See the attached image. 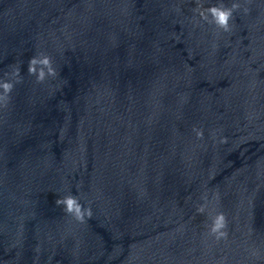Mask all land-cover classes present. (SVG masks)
Here are the masks:
<instances>
[{
    "label": "water",
    "instance_id": "95a60500",
    "mask_svg": "<svg viewBox=\"0 0 264 264\" xmlns=\"http://www.w3.org/2000/svg\"><path fill=\"white\" fill-rule=\"evenodd\" d=\"M0 264H264V0H0Z\"/></svg>",
    "mask_w": 264,
    "mask_h": 264
},
{
    "label": "clouds",
    "instance_id": "9594fccd",
    "mask_svg": "<svg viewBox=\"0 0 264 264\" xmlns=\"http://www.w3.org/2000/svg\"><path fill=\"white\" fill-rule=\"evenodd\" d=\"M227 15H228L227 12L219 13L218 20H219V23L221 25L225 24L226 19H227ZM3 87L5 88V90H7L10 87V85L4 84ZM58 203H59V201H58ZM65 203L68 205V211H75L77 213L79 212V205L76 204L75 201L72 198H70V197L66 198ZM218 219H220V218H218Z\"/></svg>",
    "mask_w": 264,
    "mask_h": 264
}]
</instances>
